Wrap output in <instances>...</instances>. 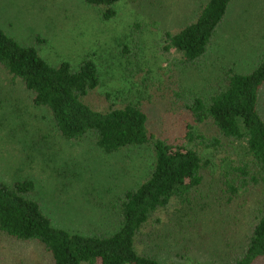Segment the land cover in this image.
Returning <instances> with one entry per match:
<instances>
[{
	"label": "rangeland",
	"instance_id": "1",
	"mask_svg": "<svg viewBox=\"0 0 264 264\" xmlns=\"http://www.w3.org/2000/svg\"><path fill=\"white\" fill-rule=\"evenodd\" d=\"M206 1L119 0L116 16L105 19L101 8L83 0H0V22L56 65L69 61L77 68L94 59L101 84L85 97L92 108L137 104L156 135L199 147L204 155L209 149L196 136L209 138L216 131L210 123L195 124L193 142L186 139L193 121L187 104L223 86L230 68L249 69L264 44V0H234L202 65L183 68L175 51L164 49L163 33L184 26ZM29 97L0 68V177L8 183L34 179L35 195L58 227L86 234L114 231L120 225L114 201L144 180L153 164L151 146L107 154L92 137L65 140L50 113ZM260 109L264 115V92ZM226 147L213 158L215 165L223 166L227 155L234 164L245 157L240 148ZM222 185L219 170L206 172L189 202L174 199L153 216L137 237L138 251L180 264H227L242 255L264 212V188L231 198ZM0 264L49 260L38 244L0 232Z\"/></svg>",
	"mask_w": 264,
	"mask_h": 264
},
{
	"label": "trees",
	"instance_id": "2",
	"mask_svg": "<svg viewBox=\"0 0 264 264\" xmlns=\"http://www.w3.org/2000/svg\"><path fill=\"white\" fill-rule=\"evenodd\" d=\"M83 1L101 8L105 19L117 14L119 0ZM233 2L207 0L184 26L163 33L164 49L175 51L174 58L185 69L201 66ZM0 68L16 86L23 85L36 108L50 113L61 138L79 141L92 137L107 154L144 145L153 151V164L144 180L116 197L120 225L112 232L86 234L58 227L36 197L34 179L8 183L0 177V232L38 244L49 264H180L163 263L137 249L138 235L160 209L174 199L189 202L208 171L213 175L219 170L222 189L231 198L252 187L264 188V115L260 109L264 44L249 69L230 68L223 86L187 104L193 121L187 124L186 139L193 142L195 124L210 123L216 131L209 138L202 133L196 136L209 149L204 155L199 147L156 135L148 114L137 104L108 111L92 108L85 97L101 84L94 59L84 60L77 68L69 61L56 65L36 46L20 43L1 22ZM226 144V148H240L245 157L234 164L227 155L223 166H217L213 158ZM263 259L264 212L253 224L244 253L227 264H257Z\"/></svg>",
	"mask_w": 264,
	"mask_h": 264
}]
</instances>
